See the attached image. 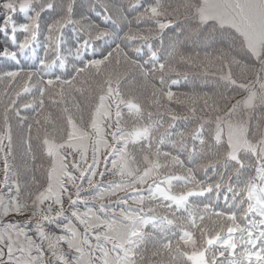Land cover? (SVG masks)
<instances>
[{
    "label": "snow or ice",
    "instance_id": "6c2138e0",
    "mask_svg": "<svg viewBox=\"0 0 264 264\" xmlns=\"http://www.w3.org/2000/svg\"><path fill=\"white\" fill-rule=\"evenodd\" d=\"M0 264H264V0H0Z\"/></svg>",
    "mask_w": 264,
    "mask_h": 264
},
{
    "label": "trees",
    "instance_id": "16d2710c",
    "mask_svg": "<svg viewBox=\"0 0 264 264\" xmlns=\"http://www.w3.org/2000/svg\"><path fill=\"white\" fill-rule=\"evenodd\" d=\"M172 3H177L178 0H170ZM190 79L195 83L198 91H210L215 86L214 78L210 76H202L198 73L190 74ZM192 84H185L183 80L177 86H174L173 90L177 92H187L192 89ZM175 106V105H174Z\"/></svg>",
    "mask_w": 264,
    "mask_h": 264
}]
</instances>
